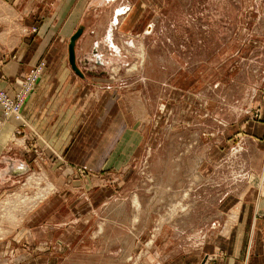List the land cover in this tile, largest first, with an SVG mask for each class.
Segmentation results:
<instances>
[{"label":"rangeland","instance_id":"1","mask_svg":"<svg viewBox=\"0 0 264 264\" xmlns=\"http://www.w3.org/2000/svg\"><path fill=\"white\" fill-rule=\"evenodd\" d=\"M6 1L22 8L21 0ZM247 5L60 0L44 18L31 12L30 26L21 24L30 16L16 11L18 25L35 34L46 27L61 33L66 16L63 49L82 29L75 65L83 70L96 63L89 53L97 45L105 64L92 67L96 74L84 71L94 76L92 98L102 95L81 131L112 129L114 137L109 165L69 161L23 112L47 61L21 73L12 89L0 83L14 100L29 91L21 117L8 116L0 101V129L13 120L6 146L34 155L31 169L0 181V264H232L231 246L248 238L227 231L236 228L230 217L251 192L240 176V125L260 115L254 102L264 95V18L256 14L253 31ZM257 33L258 44L245 39ZM33 69L40 70L25 87ZM109 91L116 106L104 121L99 109L108 107Z\"/></svg>","mask_w":264,"mask_h":264},{"label":"crops","instance_id":"2","mask_svg":"<svg viewBox=\"0 0 264 264\" xmlns=\"http://www.w3.org/2000/svg\"><path fill=\"white\" fill-rule=\"evenodd\" d=\"M59 3L60 0H21L22 8L20 6L17 10L15 8L16 3L10 4L6 0H0V12L4 14L3 17H0V83L7 89H12L21 73L28 71L39 60H46L45 74L34 86V90L25 102L24 116L56 149L65 153L67 160L74 162L75 159L81 163H86L88 167L95 165L104 167L110 164H107L110 162L107 159V154L112 149L113 130L109 129L106 135L103 130H98L95 126L90 130L86 128L81 131L83 121L89 119L88 111L92 109L96 99L100 102L99 97L102 95L92 98V87H95V80L94 76L91 80L87 77V73L89 75L91 73L96 74L92 67L105 64V59L98 52L97 45L92 48L93 52L89 53L91 57H95L94 60L91 59L92 62L96 63L90 64L91 68L84 69L86 73L79 64L77 67L71 65L68 48H62L63 42L68 39L66 33L70 29L67 26L69 23L71 24V22H67L66 16L62 17L61 20L63 24L61 33H58V30L53 27H46L39 34L32 31L26 33L23 27L18 25L16 11L20 12L19 17L30 16L31 12H34L40 13L41 18H44L47 11L53 9L56 11ZM71 7L72 4L67 6L70 9ZM245 8L248 11L250 21L256 25L253 31L257 32L260 28V21L256 19V14L258 13L264 18V0H248V5ZM5 15L8 16L7 19L9 20L6 19ZM32 16L27 17L29 21L21 22V24L30 26ZM2 18L5 20H1ZM27 18L25 19L27 20ZM47 26H49L48 23ZM256 36L255 38L251 35L245 39L258 44L260 42L258 33ZM260 38L264 40V36H260ZM105 40L110 42L107 34ZM96 44L98 43L96 42ZM65 46H67L66 43ZM113 48L115 49V47ZM88 61L89 58L87 57L84 62L89 63ZM261 97L262 99L254 102V107L259 108L260 115L253 119L246 117L240 125L239 153L242 158L243 173L240 176H242L244 187L251 192L250 194L249 192L245 193L244 203L246 205H241L243 210L241 208L240 211L238 210L233 214L232 218L230 217L231 223H234L236 228L234 229L232 225H229L227 231L232 236L234 233L238 239L243 237L241 234H247L248 238L246 244L242 242L244 247L241 246L240 240L231 246L232 264H264V95ZM91 99H93V104ZM104 99V102L107 101L109 105L99 109L101 119H103L104 113L112 108L113 103L116 106L110 91ZM111 111L112 109L109 110L107 117L114 118ZM116 117L118 119V113ZM115 123L113 128L117 126V121ZM13 129V120L3 124L0 129V160L3 162L0 165V181L3 182L1 184L11 181L12 178L20 176L34 166L32 165L34 160L32 153L26 152L22 148L18 149L13 145L6 146L7 137H10L9 134L13 137ZM97 131L100 133L95 137ZM82 135L88 138L84 136L85 140L84 138L79 139ZM82 141L85 143H81ZM231 156L232 154L229 155L227 151L225 154L227 158L225 159ZM247 195H250L251 198L248 199ZM240 226L242 232H239ZM258 227H262V229L258 230Z\"/></svg>","mask_w":264,"mask_h":264},{"label":"built area","instance_id":"3","mask_svg":"<svg viewBox=\"0 0 264 264\" xmlns=\"http://www.w3.org/2000/svg\"><path fill=\"white\" fill-rule=\"evenodd\" d=\"M40 69L37 70H32V79H31V75L28 78V82L26 84L25 87L30 86V82H32V80H34L36 73L39 71ZM29 93L28 90L24 89L23 92H21L18 95V98L16 100L9 98L6 95L5 90L0 88V101H2V103L5 105V112L7 113V115H11V118L13 119V117L18 118L21 117V107H22V102L24 100V98L26 97V95ZM3 125V124H2Z\"/></svg>","mask_w":264,"mask_h":264},{"label":"water","instance_id":"4","mask_svg":"<svg viewBox=\"0 0 264 264\" xmlns=\"http://www.w3.org/2000/svg\"><path fill=\"white\" fill-rule=\"evenodd\" d=\"M82 29H80L79 31H77L72 37H71V40H70V49H69V57L71 58V62H72V65L74 67H76L75 65V46H76V39L77 37L80 35ZM77 70V69H76Z\"/></svg>","mask_w":264,"mask_h":264},{"label":"bare ground","instance_id":"5","mask_svg":"<svg viewBox=\"0 0 264 264\" xmlns=\"http://www.w3.org/2000/svg\"><path fill=\"white\" fill-rule=\"evenodd\" d=\"M118 5H119V4H118ZM123 9H124V8H120V10H118V11L121 12V11H123ZM117 17H118V16H117ZM141 54H143V53H141ZM133 67L135 68V66H133ZM261 175H262V174H261ZM44 192H45V191H44ZM41 196H42V195H41ZM35 199H36V197H35ZM13 200H14V199H13ZM25 205H26V204H25ZM14 218H15V217H14ZM14 218H13V219H14ZM13 219H12V220H13Z\"/></svg>","mask_w":264,"mask_h":264}]
</instances>
